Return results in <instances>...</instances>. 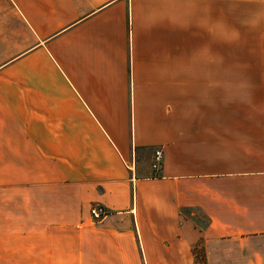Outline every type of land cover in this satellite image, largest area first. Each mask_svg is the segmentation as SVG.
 Masks as SVG:
<instances>
[{
  "label": "crops",
  "instance_id": "0c3cea01",
  "mask_svg": "<svg viewBox=\"0 0 264 264\" xmlns=\"http://www.w3.org/2000/svg\"><path fill=\"white\" fill-rule=\"evenodd\" d=\"M0 264H264V0H0Z\"/></svg>",
  "mask_w": 264,
  "mask_h": 264
},
{
  "label": "rangeland",
  "instance_id": "374dc122",
  "mask_svg": "<svg viewBox=\"0 0 264 264\" xmlns=\"http://www.w3.org/2000/svg\"><path fill=\"white\" fill-rule=\"evenodd\" d=\"M246 12V14H245ZM261 14L260 10L249 13L247 8L243 7H230L227 8L226 5H223V28L231 27L233 34L236 29H239V32H236V35H239V39L229 42H223L222 53H223V71L229 73V68L231 64H226L227 60L232 61H245L243 59H248V64L245 66L248 67L249 71L254 72V87L259 89L261 86V57H262V32H261ZM254 21V22H249ZM252 27L254 30L248 36L243 35L241 29ZM245 32V31H244ZM252 34V35H251ZM252 36L251 39H249ZM225 57V58H224ZM235 59V60H234ZM238 59V60H237ZM235 66V65H234ZM237 66H241L238 64ZM224 74V73H223ZM229 75V74H228ZM227 75V76H228ZM225 76V75H223ZM233 82H241L235 80ZM244 84V81H242ZM229 83L223 79V85ZM240 83H238L239 85ZM255 90V98L259 96Z\"/></svg>",
  "mask_w": 264,
  "mask_h": 264
},
{
  "label": "built area",
  "instance_id": "2783aa9c",
  "mask_svg": "<svg viewBox=\"0 0 264 264\" xmlns=\"http://www.w3.org/2000/svg\"><path fill=\"white\" fill-rule=\"evenodd\" d=\"M162 159L161 149H155L152 156V168L157 169ZM89 217L92 222H99L107 215L106 209L99 204H93L89 208Z\"/></svg>",
  "mask_w": 264,
  "mask_h": 264
},
{
  "label": "trees",
  "instance_id": "16d2710c",
  "mask_svg": "<svg viewBox=\"0 0 264 264\" xmlns=\"http://www.w3.org/2000/svg\"><path fill=\"white\" fill-rule=\"evenodd\" d=\"M198 259H200V258L198 257Z\"/></svg>",
  "mask_w": 264,
  "mask_h": 264
}]
</instances>
